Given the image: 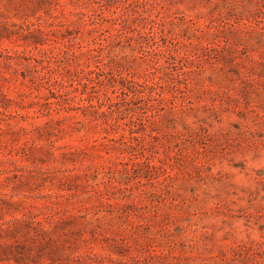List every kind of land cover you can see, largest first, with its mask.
<instances>
[{
  "label": "rangeland",
  "instance_id": "374dc122",
  "mask_svg": "<svg viewBox=\"0 0 264 264\" xmlns=\"http://www.w3.org/2000/svg\"><path fill=\"white\" fill-rule=\"evenodd\" d=\"M0 264H264V0H0Z\"/></svg>",
  "mask_w": 264,
  "mask_h": 264
}]
</instances>
